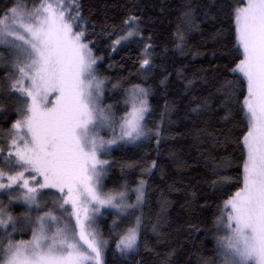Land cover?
<instances>
[{
    "label": "snow or ice",
    "instance_id": "snow-or-ice-1",
    "mask_svg": "<svg viewBox=\"0 0 264 264\" xmlns=\"http://www.w3.org/2000/svg\"><path fill=\"white\" fill-rule=\"evenodd\" d=\"M177 21L174 53L189 55L188 39L198 33L201 46L221 44L228 57L213 63L218 53L209 49L210 80L208 70L189 78L177 69L190 112L237 125L236 175L227 171L233 161L222 158L206 181L219 202L209 229L215 259L203 264H264V0H183ZM143 24L132 12L119 26L104 23L98 34L81 0L0 4V264H106L110 249L120 264H145L138 259L142 248L160 257L158 264H172L176 249L155 247L169 235L162 216L169 201L160 202L154 221L145 218L149 187L143 177L153 174L158 159L131 183L105 184L112 163L105 157L114 147L148 140L159 157L165 119L171 122L176 111L175 101L165 99L159 119L148 126L153 92L146 81L156 53ZM97 35L110 53L139 47L134 78L132 72L115 78L100 72L105 57L91 38ZM170 75L159 85L166 89ZM15 207L22 210L15 213ZM105 213L111 217L107 236L96 227ZM201 234L199 223L188 225L193 242Z\"/></svg>",
    "mask_w": 264,
    "mask_h": 264
},
{
    "label": "trees",
    "instance_id": "trees-1",
    "mask_svg": "<svg viewBox=\"0 0 264 264\" xmlns=\"http://www.w3.org/2000/svg\"><path fill=\"white\" fill-rule=\"evenodd\" d=\"M6 0H0V4ZM83 13L91 24H95L96 32H101L102 25L109 28L119 26L121 20L129 13L134 12L142 17L144 35L152 36L155 45V68L146 86H150L153 95L149 97L153 108L152 115L148 118V126L151 127L158 119L164 101H175L176 111L171 113V122L165 119L164 139L160 145V155H156V145L152 141H144L139 146H121L113 150L107 157L112 163L109 168L105 184L108 187L127 179L130 183L141 176V168L152 159H158V167L152 175H144L148 180L149 202L145 206L146 222L155 220L157 213L161 211L160 202L169 201L167 209L162 213L164 218V230L169 235L165 243L157 244L156 251L164 252L171 248L176 249V256L172 264H203L204 260L212 261L215 254L213 235L209 231L210 221L216 211L219 202V194L215 193L206 182L210 175V168L219 163L222 158L233 161V167L228 169V174L235 176V158L238 149L235 144V121L225 124L217 117L195 116L190 112L189 100L184 98L183 81L177 79L175 73L181 69L185 76L192 78L193 74L204 75L201 69L208 70V78L211 79L209 49L215 47L217 58L213 63L223 64L227 62V51L221 44L213 46L210 42L207 46H201L200 36L193 33L189 37L185 51L187 56H180L172 49V33L177 24V16L183 0H81ZM203 5L205 0H196ZM91 31V29H90ZM97 41V55L105 57L100 65V72L111 76H129V72L135 77L139 47L130 44L111 52L106 47L108 41L100 35L91 37ZM168 51L165 53L164 49ZM204 53L192 58L191 52ZM110 53V54H109ZM112 67L109 68L108 65ZM166 74H171L166 89L159 85V80ZM136 82H139L137 79ZM200 94H206V86L197 81ZM192 93H187L189 99ZM106 102H111V99ZM187 113V117L185 114ZM222 115V113H221ZM217 139L219 142H217ZM134 163L135 167H126ZM174 189L170 190L169 186ZM178 189V190H176ZM195 193V195H193ZM207 204L208 209L201 210L200 205ZM22 209L15 207L13 211L19 213ZM107 220H102V233L107 236L109 229ZM199 223L206 234H201L195 242L188 235V225ZM152 234L149 232V236ZM25 236L24 238H26ZM153 239H155L153 237ZM114 247V246H113ZM145 264H158L160 257L154 252H146L141 249ZM106 264H120L114 252L110 249L105 254Z\"/></svg>",
    "mask_w": 264,
    "mask_h": 264
},
{
    "label": "rangeland",
    "instance_id": "rangeland-1",
    "mask_svg": "<svg viewBox=\"0 0 264 264\" xmlns=\"http://www.w3.org/2000/svg\"><path fill=\"white\" fill-rule=\"evenodd\" d=\"M122 146H134V145H122ZM121 146H118V147H114L113 148V150H115V149H118V148H120ZM112 150V151H113ZM108 157V156H107ZM107 157H105V158H107ZM109 170V169H108ZM109 172V171H108ZM107 175H108V173H107ZM107 177V176H106ZM106 179V178H105ZM107 216L109 217V215L107 214V213H105L103 216H101L99 219H98V221H97V224H96V227L98 228V230L100 231V232H102V229H103V226H102V224H101V221L102 220H107ZM110 224H111V221L108 223V229H109V227H110ZM27 238V237H26Z\"/></svg>",
    "mask_w": 264,
    "mask_h": 264
}]
</instances>
